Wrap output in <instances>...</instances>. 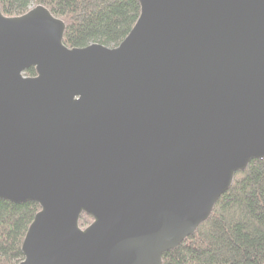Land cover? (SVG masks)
<instances>
[{"label":"water","instance_id":"obj_1","mask_svg":"<svg viewBox=\"0 0 264 264\" xmlns=\"http://www.w3.org/2000/svg\"><path fill=\"white\" fill-rule=\"evenodd\" d=\"M136 1L113 48L0 6V201L40 207L19 264H163L264 160V0Z\"/></svg>","mask_w":264,"mask_h":264},{"label":"trees","instance_id":"obj_2","mask_svg":"<svg viewBox=\"0 0 264 264\" xmlns=\"http://www.w3.org/2000/svg\"><path fill=\"white\" fill-rule=\"evenodd\" d=\"M38 5L64 22L68 48L116 47L141 12L136 0H0L6 17L22 16ZM35 76V68L24 73L26 78ZM39 211L36 203L0 201V264L23 261L22 245ZM90 223V218L81 219L82 227ZM163 264H264V160L252 162L236 175L210 219L181 246L166 253Z\"/></svg>","mask_w":264,"mask_h":264},{"label":"rangeland","instance_id":"obj_3","mask_svg":"<svg viewBox=\"0 0 264 264\" xmlns=\"http://www.w3.org/2000/svg\"><path fill=\"white\" fill-rule=\"evenodd\" d=\"M91 222H92V220H91ZM87 227V226H86ZM82 228H85V227H82Z\"/></svg>","mask_w":264,"mask_h":264}]
</instances>
